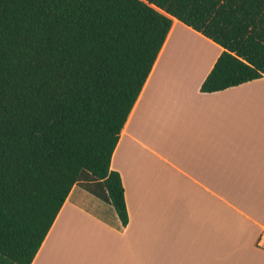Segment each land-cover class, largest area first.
<instances>
[{
  "label": "trees",
  "instance_id": "trees-1",
  "mask_svg": "<svg viewBox=\"0 0 264 264\" xmlns=\"http://www.w3.org/2000/svg\"><path fill=\"white\" fill-rule=\"evenodd\" d=\"M174 19L223 48L201 91L264 76V0H0V264H32L76 184L128 224L112 155Z\"/></svg>",
  "mask_w": 264,
  "mask_h": 264
},
{
  "label": "crops",
  "instance_id": "crops-1",
  "mask_svg": "<svg viewBox=\"0 0 264 264\" xmlns=\"http://www.w3.org/2000/svg\"><path fill=\"white\" fill-rule=\"evenodd\" d=\"M222 51L174 19L112 155L128 224L76 184L32 264H264V76L201 91Z\"/></svg>",
  "mask_w": 264,
  "mask_h": 264
},
{
  "label": "built area",
  "instance_id": "built-area-1",
  "mask_svg": "<svg viewBox=\"0 0 264 264\" xmlns=\"http://www.w3.org/2000/svg\"><path fill=\"white\" fill-rule=\"evenodd\" d=\"M257 245H258L259 248L264 250V228H263V230L261 231V233L259 235V238H258V241H257Z\"/></svg>",
  "mask_w": 264,
  "mask_h": 264
}]
</instances>
